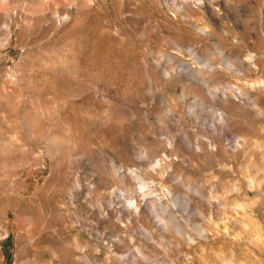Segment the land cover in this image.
Returning <instances> with one entry per match:
<instances>
[{
    "label": "rangeland",
    "instance_id": "obj_1",
    "mask_svg": "<svg viewBox=\"0 0 264 264\" xmlns=\"http://www.w3.org/2000/svg\"><path fill=\"white\" fill-rule=\"evenodd\" d=\"M213 2L0 0V264H264V0Z\"/></svg>",
    "mask_w": 264,
    "mask_h": 264
},
{
    "label": "bare ground",
    "instance_id": "obj_2",
    "mask_svg": "<svg viewBox=\"0 0 264 264\" xmlns=\"http://www.w3.org/2000/svg\"><path fill=\"white\" fill-rule=\"evenodd\" d=\"M3 1H7V0H3ZM196 2H198L199 4H201V0H195ZM207 1H209V2H212V3H214L213 2V0H207ZM186 2L184 1V4H185ZM183 8V7H182ZM9 8H8V6L7 5H5V7L3 8V10L5 11V10H8ZM178 9L179 10H181V7H178ZM200 32H202L201 34L202 35H206L207 33H205L203 30H201ZM204 32V33H203ZM220 56V58H222V60H223V63H224V66L225 67H229V63H228V60L224 57V54L222 55V54H220L219 55ZM248 86L249 87H252L253 89H254V91L255 92H257V93H264V82L262 81V80H255V81H252L251 83H249L248 84ZM234 90H236V93H237V91L239 90V89H237L236 87H235V89ZM233 91V90H232ZM245 93H248L249 94V91H246ZM228 94V93H227ZM224 95V94H223ZM242 95V94H241ZM248 95H246L245 94V100H247V103L245 104L247 107H249V108H251V110L255 113V114H258V115H264V110H263V108L258 104V102H257V100L256 99H253V98H249V96L247 97ZM234 97H236V96H234ZM242 98V97H241ZM240 98V99H241ZM225 99H227L226 97H225ZM244 99V98H243ZM245 103V102H244ZM244 105V104H243ZM190 107V106H189ZM196 107V105H191V107H190V110L192 109H194ZM200 107L202 108L203 106L202 105H200ZM217 117V116H216ZM218 120L220 121V122H224L225 121V119H224V117L222 116V115H219L218 117ZM221 126V125H220ZM219 126V127H220ZM212 127H213V129L214 130H216V128H215V125H212ZM222 127V126H221ZM224 127H225V125H224ZM223 128V127H222ZM223 131V130H222ZM215 132V131H214ZM208 143H209V145L211 146V147H213L214 146V141L211 139V138H209L208 139ZM197 146H199V145H197ZM198 148V150H199V147H197ZM158 163V162H157ZM158 166L160 167V164H158ZM159 174V173H158ZM160 175H161V171H160ZM141 184L142 183H140V186H141ZM146 185H144V187H145ZM142 187V186H141ZM147 187V186H146ZM136 202L137 201H131L130 202V206L131 207H133V208H137V204H136ZM158 204L160 205V207H161V211H162V213L165 215V216H167L170 220L171 219H173V215L169 212V210H168V207L167 206H162V203H161V201H160V199H158ZM123 263L124 264H127V261L125 260V261H123Z\"/></svg>",
    "mask_w": 264,
    "mask_h": 264
}]
</instances>
